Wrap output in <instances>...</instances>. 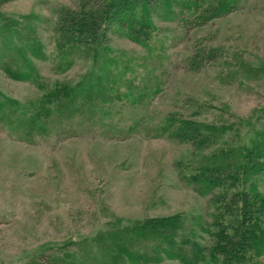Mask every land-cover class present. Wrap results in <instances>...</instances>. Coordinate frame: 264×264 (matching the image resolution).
Listing matches in <instances>:
<instances>
[{
  "label": "rangeland",
  "instance_id": "374dc122",
  "mask_svg": "<svg viewBox=\"0 0 264 264\" xmlns=\"http://www.w3.org/2000/svg\"><path fill=\"white\" fill-rule=\"evenodd\" d=\"M186 1L158 2L147 45L113 26L95 59L56 39L60 11L83 0H0V92L19 102L0 112V264H111V235L160 217L179 218L177 257L159 239L130 238L132 251L163 256L142 264H214L216 206L183 173L264 138V0L203 24ZM29 43L25 62L15 48ZM22 67L32 76L9 74ZM80 82L71 102L41 103ZM182 121L201 128L196 141L173 135ZM251 181L264 193V174Z\"/></svg>",
  "mask_w": 264,
  "mask_h": 264
},
{
  "label": "trees",
  "instance_id": "16d2710c",
  "mask_svg": "<svg viewBox=\"0 0 264 264\" xmlns=\"http://www.w3.org/2000/svg\"><path fill=\"white\" fill-rule=\"evenodd\" d=\"M237 1L187 0L184 4L195 11V23L203 24L230 12ZM158 2L160 0H83L77 8H64L56 22L58 46L67 51L84 50L98 59L109 46V32L113 30V26L116 31H122L134 42L147 45L155 28L152 12ZM29 48L30 43L15 48L25 62L30 60L26 54ZM9 74L17 79L32 76L24 67L13 74L9 70ZM83 85L84 83L80 82L77 86H59L48 90L40 101L45 108L54 99L61 98L71 102L79 92V87ZM2 95L0 92V112H4L10 105H19L13 98L4 101ZM30 118L36 124L41 121L42 113L38 110ZM182 125L183 129L175 130L173 135L186 142L196 141L201 128L191 121H182ZM207 127L212 134L218 131ZM203 140L208 143L211 141V135L205 136ZM220 150V153L197 159L186 169L190 173L185 176L183 173L184 179L194 182L203 193L211 194L216 206L211 245L204 248L208 247L209 258L214 264H251V261L255 263L256 260L261 264L258 259L264 256V193L258 182L251 180L264 174V138L253 140L248 146L239 145L236 150L226 147ZM177 220L179 221L178 217H160L137 227L134 230L136 234L129 230L115 232L111 235L114 244L110 243L113 259L111 264H119L124 257L133 264L163 260V256L153 257L132 251L128 247L132 245V240L129 239L137 237L159 239L157 248L168 258L177 257L173 250L175 236L169 232L176 228Z\"/></svg>",
  "mask_w": 264,
  "mask_h": 264
}]
</instances>
